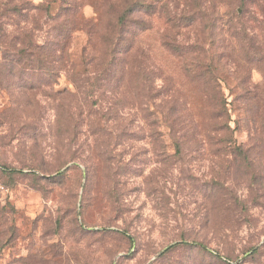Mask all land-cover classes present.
I'll return each mask as SVG.
<instances>
[{
  "label": "rangeland",
  "instance_id": "374dc122",
  "mask_svg": "<svg viewBox=\"0 0 264 264\" xmlns=\"http://www.w3.org/2000/svg\"><path fill=\"white\" fill-rule=\"evenodd\" d=\"M0 264H264V0H0Z\"/></svg>",
  "mask_w": 264,
  "mask_h": 264
},
{
  "label": "trees",
  "instance_id": "16d2710c",
  "mask_svg": "<svg viewBox=\"0 0 264 264\" xmlns=\"http://www.w3.org/2000/svg\"><path fill=\"white\" fill-rule=\"evenodd\" d=\"M222 128V127H221ZM222 130H223V128H222Z\"/></svg>",
  "mask_w": 264,
  "mask_h": 264
}]
</instances>
